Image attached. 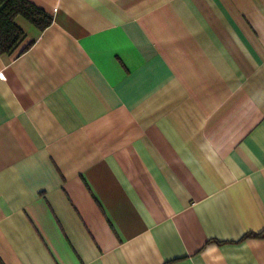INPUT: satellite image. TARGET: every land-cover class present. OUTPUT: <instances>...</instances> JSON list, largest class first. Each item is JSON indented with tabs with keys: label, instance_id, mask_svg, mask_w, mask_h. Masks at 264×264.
Wrapping results in <instances>:
<instances>
[{
	"label": "crops",
	"instance_id": "1",
	"mask_svg": "<svg viewBox=\"0 0 264 264\" xmlns=\"http://www.w3.org/2000/svg\"><path fill=\"white\" fill-rule=\"evenodd\" d=\"M28 1L0 264H264V0Z\"/></svg>",
	"mask_w": 264,
	"mask_h": 264
},
{
	"label": "trees",
	"instance_id": "2",
	"mask_svg": "<svg viewBox=\"0 0 264 264\" xmlns=\"http://www.w3.org/2000/svg\"><path fill=\"white\" fill-rule=\"evenodd\" d=\"M17 18L24 19L40 31L45 30L52 22L43 10L28 0H0V55L13 54L26 37L24 31L16 24ZM249 236L262 238L264 231Z\"/></svg>",
	"mask_w": 264,
	"mask_h": 264
}]
</instances>
